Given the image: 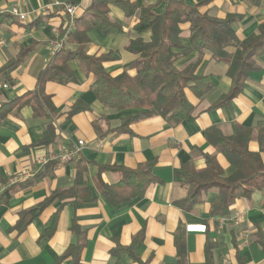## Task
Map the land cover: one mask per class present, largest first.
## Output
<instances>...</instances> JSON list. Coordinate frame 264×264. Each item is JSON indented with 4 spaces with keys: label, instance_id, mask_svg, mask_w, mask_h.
Listing matches in <instances>:
<instances>
[{
    "label": "crops",
    "instance_id": "crops-1",
    "mask_svg": "<svg viewBox=\"0 0 264 264\" xmlns=\"http://www.w3.org/2000/svg\"><path fill=\"white\" fill-rule=\"evenodd\" d=\"M60 1L76 6L77 16L91 3V0ZM129 1L137 6L155 2ZM183 1L191 5L201 0ZM49 3L50 0H0V67L16 58L21 50L29 49L17 69L0 79V105L36 89V75L50 60L51 42L62 38L65 14L60 7H47ZM13 6L28 13L25 21L7 13ZM163 7L164 4L159 5L155 12L160 13ZM201 12L220 19L229 14L240 16L232 25L240 41L256 34L257 27L264 21V4L253 7L247 0H212ZM109 17L121 25L122 33L106 36L88 33L90 43L86 52L95 56L111 53L113 59L103 66L111 76H117L135 58L126 51V46L135 37L132 28L136 19L134 16L126 18L113 6L109 7ZM187 27H183L184 45H187ZM143 38L147 40L148 34ZM196 57L195 53L185 55L175 66L181 69ZM257 63L260 70L249 73L237 98L226 107L206 111L229 91L230 80L226 76L227 64L204 53L196 73L208 77L213 90L200 99L186 91L196 111L177 125L161 117L144 119L131 124V134H127L112 130L137 110L115 111L102 106L90 89L92 75H86L76 61L70 62L76 83L44 85V92L55 108L49 119L33 118L31 108L23 107L0 121V183L24 171L33 172L31 178L24 179L28 180V186L0 202V264H51L69 247L77 245V236L72 231L74 225L85 238L79 264H175L173 234L178 224L185 228L186 264H205L207 238L215 244L213 264H264V189L255 192L250 199L237 200L225 218L209 217L214 192L203 194L201 202L190 212L173 204L186 196L187 187L181 176L183 164L190 162L201 169L205 166L203 154L216 155L225 177L234 171L206 142L204 132L217 125L228 137L235 133L237 125L254 128L264 117V59H257ZM129 74L133 76L134 71ZM76 103L88 110L70 116ZM48 123L55 126L56 136L48 147H40L37 143L43 138ZM78 141L84 143L79 157L88 163L86 195L76 201H52L25 229L19 230L17 223L22 211L73 184L74 162L39 168L35 160L48 150L71 147ZM249 150L258 151L255 141L249 143ZM153 160V172L160 182L148 187L142 198L117 206L105 200L99 182L114 185L120 176L109 170L99 173V168L135 169ZM261 160L264 165L263 155ZM57 211L54 234L40 239L43 226ZM134 239L137 241L133 250L140 263L135 262L128 251ZM60 264H73L72 258L67 257Z\"/></svg>",
    "mask_w": 264,
    "mask_h": 264
},
{
    "label": "trees",
    "instance_id": "trees-1",
    "mask_svg": "<svg viewBox=\"0 0 264 264\" xmlns=\"http://www.w3.org/2000/svg\"><path fill=\"white\" fill-rule=\"evenodd\" d=\"M211 1L201 0L190 5L183 0H155L151 4L137 6L129 0H91L90 5L76 17L74 28L66 34L63 47L50 57L46 66L36 75V89L26 91L0 105V121L12 111L23 107L31 108L33 118L49 119L55 113V108L50 96L44 92V85L48 82L60 85L76 83L75 74L70 67V62L76 61L86 75H92L90 89L102 106L115 111L137 110L122 119L120 125L112 131L131 134V124L152 117H161L168 123L177 125L196 111V107L188 101L186 91L200 99L213 90L210 79L196 73V68L206 52L215 61L227 64L226 76L230 80L229 91L206 111L228 106L242 93L249 73L260 70L257 59H264V21L257 27L256 34L240 41L232 27L240 16L229 14L220 19L201 12V8ZM247 2L253 7L264 4V0ZM161 4H164L162 11L155 12V8ZM110 6L120 9L126 18L134 16L136 19L132 28L135 37L126 46V51L135 58L117 76H111L103 66L113 59L111 53L95 56L86 52L90 43L88 33L98 32L105 36L122 33L121 25L109 17ZM184 26H188L187 45L182 42ZM146 34L147 40L143 38ZM28 51L29 49L21 50L16 58L0 67V79L15 71ZM190 53L196 54V60L177 69L176 61ZM130 71H134L133 76L129 74ZM83 110L88 108L76 103L69 115ZM55 130V126L48 123L43 138L37 145L48 147L55 139ZM204 136L206 142L226 159L234 171L225 177L216 155L203 154L205 166L201 169H196L190 162L183 164L181 176L187 187L186 196L173 204L190 212L201 202L203 194L214 192L216 195L210 203L209 217L225 218L237 200L250 199L255 192L264 189V165L261 160V155L264 156V117L254 128L237 125L232 136H224L217 125L207 128ZM252 141L258 145L257 152L249 150V143ZM73 162L72 186L53 192L41 203L22 211L17 223L19 230L25 229L52 201H76L86 195L88 163L80 159L79 155ZM52 164L54 163L47 166ZM154 166L153 160L139 164L135 169L116 166L99 168V173L109 170L120 176L114 185L99 182L103 197L111 206L142 198L148 187L160 182L153 172ZM6 184L7 180H3L0 186ZM28 185V180L7 185L0 192V202L6 201L16 191ZM57 221L58 211L45 223L39 238L51 237ZM72 231L77 236V245L69 247L51 264H60L67 257L72 258L73 264H79V253L85 244V238L77 226H72ZM136 241L137 239L133 240L128 251L132 259L140 263L133 250ZM173 241L175 264H186L183 224H178ZM214 248L215 244L207 238L204 246L205 264H213Z\"/></svg>",
    "mask_w": 264,
    "mask_h": 264
},
{
    "label": "built area",
    "instance_id": "built-area-1",
    "mask_svg": "<svg viewBox=\"0 0 264 264\" xmlns=\"http://www.w3.org/2000/svg\"><path fill=\"white\" fill-rule=\"evenodd\" d=\"M60 7L62 8L64 14H65V24H64V31L62 34V38L57 41H53L50 44V57L53 56L56 52H58L63 47V42L66 38V34L71 31L74 28L75 20L77 17V7L74 5L67 4L65 2H61L60 0H50V3L47 7ZM7 13L15 18H17L19 21H25L27 19L28 13L22 12L20 8L17 6H13L8 9ZM2 46V42H0V47ZM6 87V85L4 86ZM84 143L82 141H78L77 144L62 148L60 150L54 151V150H48L43 156L38 157L35 160V164L42 168L49 164L50 162L53 163H69L73 162L79 155L81 149L83 148ZM33 176V172L30 171H24L23 173L11 177L7 184L3 187H0V192L9 184H13L16 182H19L24 179H29ZM240 216V214H239ZM237 215V218L239 217Z\"/></svg>",
    "mask_w": 264,
    "mask_h": 264
}]
</instances>
